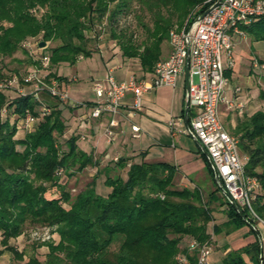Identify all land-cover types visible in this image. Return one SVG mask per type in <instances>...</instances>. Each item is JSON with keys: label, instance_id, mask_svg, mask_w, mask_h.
<instances>
[{"label": "trees", "instance_id": "1", "mask_svg": "<svg viewBox=\"0 0 264 264\" xmlns=\"http://www.w3.org/2000/svg\"><path fill=\"white\" fill-rule=\"evenodd\" d=\"M133 5L148 17L144 21L135 15L143 33L140 42L118 27ZM208 6L207 0H0V56L12 55L26 37L39 36L41 41L55 43L47 52L50 66L72 64L91 55L84 32L105 19L109 38L120 55L136 59L142 72H152L162 59V44L168 41L169 30L181 27L193 8L198 7L201 14ZM240 28L252 41L264 40V16ZM48 76L58 82L65 79L51 72ZM57 102L46 92L36 100L25 91L9 101L0 93V110L6 111L0 117V245L14 258L20 259L22 252H16L8 241L29 224L54 225L58 240L38 244L47 248L44 260L31 255L25 264H184L177 259L179 240L189 236L199 244L208 243L207 225L213 219L212 203L219 201L217 193L223 199L220 205H226V224L233 229L246 225L216 184L207 199L197 186L173 187L178 170L164 161L128 162L129 158L118 157L95 171L96 175L100 171L109 188L105 195L95 191L93 176L84 189L70 197L58 175L81 171L98 161L91 152L77 147L78 132L69 135L59 148L56 138L63 134L66 123ZM41 108L47 113L41 115ZM25 110L37 118L28 132L15 127ZM17 131L24 132L23 136L15 138ZM232 133L240 155L247 159L245 174L259 181L253 205L264 220V111L238 119ZM201 156L214 180L208 159L202 152ZM121 169L124 178L109 175L110 170ZM213 231H218L215 225ZM113 243L117 246L111 251ZM259 254L256 240L228 254L222 264H259ZM185 258L187 264H197V251L186 253Z\"/></svg>", "mask_w": 264, "mask_h": 264}, {"label": "built area", "instance_id": "2", "mask_svg": "<svg viewBox=\"0 0 264 264\" xmlns=\"http://www.w3.org/2000/svg\"><path fill=\"white\" fill-rule=\"evenodd\" d=\"M207 2L209 6L202 17V13H198V7H195L181 27L169 30V54L157 61L149 80L132 75L127 80L116 82L107 69L104 79L95 83L92 88L98 99L90 106L89 115L80 119L77 129L82 130L86 126L85 121L89 119L105 117L102 134L105 143L109 144L113 140L121 109L123 107L127 109L125 117L129 120L140 109L141 96L145 92L164 86L174 87L178 77L185 73L187 65L189 82L185 99L188 102L189 119L188 130L185 131L200 142L212 160L218 174V181L215 183L217 188L219 186L241 210L245 211L246 218L253 225H264V220L260 218L253 205L260 188L259 181L245 174L244 166L247 159L241 157L237 138L224 128L219 114L221 103L230 104L225 100L224 92L229 84L225 71L233 65L232 36L233 34L245 36L240 27L248 25L253 18L264 16V0H207ZM36 59L40 67L30 68L21 79V84L28 89L27 92L36 100L41 92H46L58 100L67 99L66 94L59 88L61 83L55 78L44 81L43 76L38 74L41 70H47L49 55L40 53ZM254 65L258 63L255 61ZM260 67L264 68V64ZM17 83L14 78L0 81V93L7 86H17ZM23 92L25 91L19 90V94ZM126 95L130 96L128 104L123 103ZM2 113L3 109L0 110V115ZM45 113L47 110L41 108L40 114ZM36 120V117L25 110L17 119L15 127L17 130L28 132L32 130ZM128 125L131 136L135 137L138 127L132 123ZM174 126L175 119L171 117L168 121L170 131ZM78 134L79 139L83 140L82 132ZM116 159L117 157H112L111 161ZM60 172L59 169L57 173ZM41 231V234H37V231L31 234L40 241L50 238L52 233L48 228H42ZM190 245L197 251V264H207L211 253L208 243L199 244L192 239ZM177 259L187 264L185 257L178 256Z\"/></svg>", "mask_w": 264, "mask_h": 264}, {"label": "crops", "instance_id": "3", "mask_svg": "<svg viewBox=\"0 0 264 264\" xmlns=\"http://www.w3.org/2000/svg\"><path fill=\"white\" fill-rule=\"evenodd\" d=\"M232 38L234 41L235 60L233 61L232 67L226 68L229 84L224 92L225 100L229 101L230 104L223 102L220 104L219 108L220 118L225 129H227L226 127L233 128L238 119L250 116L257 110L264 111V101L261 99L259 101V99L255 98L254 94H256L257 90L253 87V84L251 85V81H248V84H234L233 82V80L237 78V74L234 73L235 62L240 63L239 74H243L248 80L251 79L253 69L255 68L254 66H256L254 62L256 61L258 64H264V49L260 55L253 54L251 51L255 45H264V40L252 41L246 34L245 36L233 34ZM169 51V46L165 50L162 49V59L168 56ZM247 54L250 56L248 57ZM105 64L106 69H109L110 74L116 82L127 80L132 75L147 80H149L151 76V72L144 73L140 70L137 60L133 68L134 70H131L125 63H121L120 60H116L114 57L106 61ZM262 73L263 74L257 78L259 89H261L260 85L263 84L262 79L264 78V70ZM185 93V73L178 77L174 87L164 86L145 92L141 96L140 109L136 111L129 120L125 117L127 109L125 107L121 109L120 115L117 117L118 125L114 130L113 140L109 144L105 143V138L102 134L105 117L89 119L87 121L84 120L86 126L82 128V130L79 128L77 129L78 126L75 129H77L78 133L82 132L84 137L86 135L87 139H84L82 145H79L77 141V147L83 152L95 153L102 158L106 156L107 152H111L112 157L129 158L128 162L135 160V158L139 156V153L148 154L150 150L159 148L158 154L160 155L155 161H164L175 165L178 170L176 176L181 177L182 180L187 183H196L195 179L192 177L199 175L198 173L205 169V163L201 156L199 145L185 131ZM261 93L263 92L261 91ZM129 102L130 96L126 95L123 98V103L128 104ZM66 110L68 111L67 120H69L71 124L69 123L70 125H67L66 121L65 123L69 126L68 131L70 132L72 130L71 125L74 127L80 119H83L85 114L84 112L75 111V109L70 106H68ZM171 117L175 119V126L172 131H170L168 127V121ZM129 123L136 125L139 129L135 137L131 136ZM166 130L170 133L172 143L164 141L165 139H163L164 137L161 135L162 132ZM133 140L136 142L132 143ZM139 144H142V149L138 148V146H140ZM151 160L154 162V159ZM121 177H125V171L122 173ZM220 210H222V213L226 212L224 206L221 207ZM227 221L228 218L225 214L221 223H227ZM242 227L246 228L243 230ZM242 227L238 228L243 231L239 232L240 234L232 230L229 235L225 234L228 238V245L224 251V257L219 261V264H222L226 255L241 251L245 246L256 240L261 246L262 264H264V225L256 224L258 234L253 232L247 225ZM18 240L19 236L9 239L8 242L10 244V241H13V243H15L14 249L16 252H22L23 250L19 249ZM213 242H215V239H213ZM242 254V258L246 262H249V256L243 252ZM26 260V255L23 252L21 258L17 259L14 258L9 251L3 250L1 246L0 264H23ZM214 261L210 253L207 264H213Z\"/></svg>", "mask_w": 264, "mask_h": 264}, {"label": "rangeland", "instance_id": "4", "mask_svg": "<svg viewBox=\"0 0 264 264\" xmlns=\"http://www.w3.org/2000/svg\"><path fill=\"white\" fill-rule=\"evenodd\" d=\"M112 5H110L111 7ZM40 11L36 12V14H39ZM135 15H140L141 19L148 20V17L145 16L144 13H141L136 5H133L128 13L127 16L120 18L118 27L121 29L126 30V32H129L132 34L135 42H140L143 38V33L141 28L139 27V24L137 23ZM85 37L87 38V47L91 51V55L89 57H80L76 59L72 64L68 62H59L53 66H48L47 70H41L38 74L43 76V80L47 81L50 79L49 72L55 74L56 76L64 77L65 79H61L59 83H61V90L66 94L67 99L65 100H58V107L61 108V114L62 117L64 116L65 121L67 122V125H70V121L67 120L68 118V111L66 110L68 106L71 108H74L77 112H84L86 116L89 115L90 107L94 102L97 101V97L95 92L92 90L95 83L100 82L102 79H104L105 74L107 73L106 69V61L112 59L113 57L116 60H120L121 63H125L126 66H128L131 70H134V66L136 64V60L134 58H125L120 55V52L117 48V46L114 44V40L109 38V30L108 26L106 24L105 19H103L101 22H96V25L93 27L91 31H85L84 32ZM40 41L39 36L34 37H26L23 41L20 43V47L9 57L0 56V81H8L11 78H14L18 83L17 86H7L1 94L5 97L6 101L11 100L12 98L19 95V90L22 89V91L27 92V88L21 84V79L25 76V74L28 72L30 68H39L38 60L36 59L38 54L45 53L47 54L48 48L53 46L55 43H49L45 42L46 45L44 48H37V44ZM169 46L168 41L163 42L162 49L165 50ZM264 49V45L258 44L253 47L252 53L260 55L262 50ZM248 57L250 56L247 54ZM234 51H233V61H234ZM32 62H35V64H31ZM223 61H225L224 54H223ZM262 63L254 66L253 74L251 75V79L248 80L242 75L239 74L240 70V63L235 62L234 63V73H236L237 78L233 80L234 84H246L248 81H251V85L253 84V87H255L256 94H254L255 98L263 100V94H264V78L262 79L261 89H259L257 85V78L260 77L264 70L260 67ZM264 77V76H263ZM248 84V83H247ZM261 91L263 93H261ZM54 102V101H53ZM259 111V110H257ZM6 111L3 109V113L0 115L1 118L5 116ZM13 116H10V119H12ZM80 121H78L74 127L71 125L72 130L69 132V126H65V130L61 136H58L56 138L57 145L59 148H63L64 144L63 141L71 134H75L77 132V129H75ZM136 122V121H135ZM70 123V124H69ZM227 131L236 137L232 133L233 128L226 127ZM24 134L20 131L16 132L14 137H22ZM165 139L164 141H168L169 143H172L170 133L166 130L162 132L161 134ZM182 136V135H181ZM180 136V137H181ZM87 139V136L85 135L84 139ZM84 139L79 141L78 138V144L82 145L84 142ZM76 141V142H77ZM178 141V140H177ZM176 141V142H177ZM136 142L135 140L132 141V143ZM175 142V141H174ZM140 145V144H139ZM142 144L138 146L139 149H142ZM18 149V147H17ZM158 149H152L148 152V154H142L141 156H137L135 158V161H147V162H154L157 157L160 155ZM101 152V151H100ZM108 153V154H107ZM105 157H99L97 154H92L93 158L98 160L97 165H90L86 166L81 171H75V170H69V175L67 173H61L59 176V180L61 183H63L64 189L68 192L70 197H73L76 193L81 191L85 188L86 184L90 182V180L93 178V176H96L95 179V191L100 195H105L109 188L105 186L102 182L103 175L100 173L95 174V171L97 168H102L104 165L106 166L111 165V158L112 154L111 152H107ZM147 155V156H145ZM243 158V156H241ZM102 160V161H101ZM101 161V162H100ZM124 172V169L121 170H110L109 175L112 174H118L119 176L122 175ZM199 175H196L192 177L195 179L196 183H187L186 181H183L181 177L175 176L173 180V187L175 188H193L197 186L201 192V195L203 199H207L209 193L215 188L214 180L211 178L210 174L208 173L206 167L204 170L200 171L198 173ZM57 192V191H54ZM54 194H58L54 193ZM218 198L219 201L212 203L213 208V219L211 222L207 225L208 233L211 235L210 240L208 241V245L211 249V258H213L215 261L213 264H219V261L224 257V251L226 250V246L228 245V238L226 235H229L232 231H235V233L240 234L239 232H243L241 229H235L225 222L221 223L223 218L225 217V214L222 213V210H220L221 207H225L226 205H220L221 202H223V199L220 197V195L217 193L215 194V198ZM63 205V204H62ZM63 206H66L65 204ZM224 211V210H223ZM213 225H215L218 228V231H213ZM42 228H48L49 232L52 233L50 235L49 239H45L43 241H40L39 239H35V237L31 234L33 231H37V234H41ZM243 230L246 227H242ZM247 230V229H246ZM48 233V234H50ZM226 234V235H225ZM19 236V249L23 250L22 252L26 255V258H28L31 255H35L36 258L39 261H43L45 258V254L47 252V248L45 245H38V244H44L46 242H52L55 243L58 240V236L55 232V226L54 225H29L26 224L23 228V231ZM231 238V237H230ZM213 239H215V242H213ZM191 237L189 236H183L179 240V255L185 257L186 253L192 254L193 249L191 248ZM10 245L14 248L15 243L13 241H10ZM117 244L113 243L110 245V250L113 251L116 249ZM1 248V245H0ZM241 253V252H240ZM243 254H241L242 256ZM227 256V255H226ZM25 264V263H23Z\"/></svg>", "mask_w": 264, "mask_h": 264}, {"label": "water", "instance_id": "5", "mask_svg": "<svg viewBox=\"0 0 264 264\" xmlns=\"http://www.w3.org/2000/svg\"><path fill=\"white\" fill-rule=\"evenodd\" d=\"M207 11H205L204 13H202L201 17L206 13ZM46 45V43L44 41H39L38 44H37V47L38 48H44ZM185 77H186V90L188 88V82H189V78H188V67L186 65V68H185ZM187 112H188V102L186 101L185 103V109H184V117H185V120H186V129L188 130L187 128ZM194 139V138H193ZM197 144L199 145L200 149H201V152L206 156V158L208 159L209 161V164L212 168V171H213V175H214V182L216 183L218 181V174H217V171L215 169V166L213 165V162L212 160L210 159L208 153L206 152L205 148L200 144V142H198L196 139H194ZM220 192L222 193V195L225 197V199L227 200V202H229L238 212L239 214L242 216L243 220L245 221V224L253 231L255 232L256 234H258L257 232V229H256V226L253 225L247 218L246 216L242 213V211L240 210L239 206L237 205V203L225 192L223 191L219 186H218ZM259 264H262V249H261V246H260V254H259Z\"/></svg>", "mask_w": 264, "mask_h": 264}]
</instances>
